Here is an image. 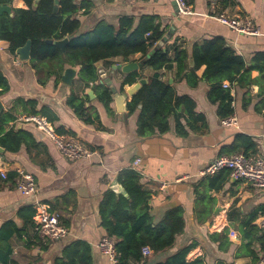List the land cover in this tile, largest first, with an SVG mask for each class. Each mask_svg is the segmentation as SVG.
Returning a JSON list of instances; mask_svg holds the SVG:
<instances>
[{
    "label": "crops",
    "instance_id": "crops-1",
    "mask_svg": "<svg viewBox=\"0 0 264 264\" xmlns=\"http://www.w3.org/2000/svg\"><path fill=\"white\" fill-rule=\"evenodd\" d=\"M90 7L87 13L81 8L75 17L80 20L78 33L90 30L98 21L104 20L116 25L121 16L134 18L137 22L142 15H153L161 24L163 37L157 46L165 50L170 57L174 56L173 47L186 50L183 73L189 72L191 48L195 42H201L214 36L222 37L225 44L241 56L246 65L259 52H264V0H190L194 14H181L173 0H142L127 3L123 0H76L79 5L84 2ZM12 8H26L22 0H13ZM223 13L228 16H241L249 19L259 30L258 35H247L232 31L211 17L212 14ZM140 54L130 56L128 61L138 63L136 70L146 81L154 74V70L141 63ZM119 57L99 60L95 63L100 78H109L110 84H95L115 88V94H124L123 111H118L111 91V110L96 100L94 88L84 87L79 77V66L73 67L76 72L71 84H65L61 75L45 78L44 84L39 82L38 74L30 60H21L17 54L8 50V43L0 40V73L8 81V90L0 94L2 111L11 110L16 119L8 127L24 129L30 132L38 147L17 152L0 149V170L15 172L17 169L32 175L37 189L33 194H22L13 184L0 177V231L13 229L12 235L5 240L10 253L7 264H53L60 257L62 249L68 242L82 239L91 247L92 264H111L106 255L97 248L103 235L100 226L99 203L105 190L124 193L117 181L118 173L125 168L136 169L141 174V183L152 192L150 207L154 221H158L164 212L172 207H180L183 212L184 229L176 236L174 244L147 257L151 262L164 260L176 250L191 242L186 260L201 257L204 264H259L242 253L240 227L247 216L258 210L256 223L264 218L260 208L264 207V191L229 177L218 190H210L198 201L195 192L196 184L204 176L200 170L215 156L231 154L238 134L249 136L256 144V153L264 157V79L258 70H252L251 85L230 87L233 113L229 117L234 123L224 124L219 118L217 104L207 99L209 84L198 80L192 85L183 73L178 75L176 64L171 69H160L159 79L174 86L177 95H187L195 102V112L204 117V125L197 131L185 126L187 134L178 135L175 131L173 117L168 119L169 130L165 133H154L140 137L136 134V118L138 112L127 114L126 102L130 97L124 93L126 84L121 83L127 74L113 69L116 63L124 64ZM58 71V68H54ZM204 66L195 71L201 77ZM261 86L262 91L259 89ZM92 90L94 97L85 100V94ZM73 93L84 99L86 111L76 116L67 104L68 96ZM15 100H34L36 107H48L57 117L51 128L61 127L65 134L77 136L92 151L88 158L69 160L53 144L44 131L35 122L25 120L26 109ZM86 119L88 121H86ZM195 127L201 125L199 120H189ZM140 161L135 164L134 161ZM210 199V200H209ZM28 205L35 208L46 206L60 214L67 234L60 240L44 242L37 237L33 226L24 225L18 211ZM205 207V208H202ZM34 224V220H33ZM227 229L230 244L226 249L219 248V242L211 240L209 234ZM234 232V236L230 234ZM260 234V233H258ZM225 247V245H223ZM258 250V243L254 244ZM2 255V252H0ZM259 255V251H258ZM129 264H143L129 262Z\"/></svg>",
    "mask_w": 264,
    "mask_h": 264
},
{
    "label": "trees",
    "instance_id": "trees-1",
    "mask_svg": "<svg viewBox=\"0 0 264 264\" xmlns=\"http://www.w3.org/2000/svg\"><path fill=\"white\" fill-rule=\"evenodd\" d=\"M13 0H0V5H10ZM26 8H12V15L0 14V40L8 43V50L12 54L30 41V62L38 74L41 84L45 78L60 75L65 64L78 65L79 77L84 87L94 88L96 100L110 111L112 104L111 91L108 87L95 84L99 79L95 63L99 60H108L119 57L128 61L130 56L140 54L143 64L150 66L155 72L135 94L126 102L127 114L138 112L136 118V134L140 137L154 133H165L169 130L168 119L174 118L175 131L178 135H186L187 130L181 123L184 118L186 126L192 131H197L204 125V117L195 112V102L187 95H177L173 85L159 79L160 69H171L176 64L177 74L184 71L185 60L188 59L186 50L173 47L172 59L167 52L156 43L163 37L161 24L153 15H142L135 22L134 18L121 16L117 24L107 21H98L90 30L78 33L80 20L75 17L79 9L87 13L90 5L85 1L79 5L76 0H58L57 10L54 12V0H22ZM190 0H186L189 5ZM67 36L68 42L62 51L49 40H58ZM190 60L192 66L187 73H183L192 85L198 80L209 84L207 99L217 104V115L223 119L233 113L232 96L230 87L236 83L238 86L251 85L252 70H258L260 78L264 79V52L257 53L250 65L237 55L235 51L225 44L222 37L214 36L201 42H195L191 48ZM204 66L200 78L195 71ZM54 68H58L56 71ZM139 75L133 71L126 75L121 83L132 84ZM229 86L224 87L223 82ZM8 81L0 73V94L8 90ZM259 89L262 91L261 86ZM85 94L84 99L89 100ZM84 99L71 93L66 104L73 109L76 116H82L86 111ZM91 99V98H90ZM26 109L27 115L44 117L47 122L57 120L56 115L45 106L36 107L34 100H15ZM264 102V97H263ZM16 119L11 110L0 112V148L5 151L17 152L21 146L26 149L38 147L32 134L24 129L8 127ZM189 120H199L201 125L195 127ZM86 121H88L86 119ZM54 131L65 134L61 127ZM242 153L245 156L256 154V144L247 135L238 134L234 141L231 154ZM16 172L9 171L6 181H14ZM229 178V171L222 169L212 176H204L196 184L197 200L204 203L203 198L210 190H218ZM141 174L136 169L125 168L117 175V181L122 186L124 193H115L111 189L103 192L99 203L100 226L106 235L116 238V264H129V262L143 264H204L201 257L186 260V256L195 243L191 242L182 246L164 260L151 262L142 254V249L148 247L156 253L170 248L176 236L184 229L183 212L180 207H172L164 212L158 221H154L151 213V190L144 186ZM14 182H12L13 184ZM210 200V199H209ZM205 208V207H202ZM50 211H54L51 209ZM258 210L250 213L243 226L239 229L245 242L241 245L242 253L253 260L259 259L258 251L264 252V229L256 223ZM264 213V207L260 208ZM35 208L25 206L18 211L24 225L33 226ZM13 233V229L0 231V264H7L10 249L5 240ZM260 233V234H258ZM211 240L219 242V248L226 249L230 244L227 238V229L213 232L208 235ZM258 243V250L254 244ZM225 245V247L223 246ZM53 264H92L91 247L82 239H75L62 249L60 257L54 259ZM216 264H225L222 261Z\"/></svg>",
    "mask_w": 264,
    "mask_h": 264
},
{
    "label": "built area",
    "instance_id": "built-area-1",
    "mask_svg": "<svg viewBox=\"0 0 264 264\" xmlns=\"http://www.w3.org/2000/svg\"><path fill=\"white\" fill-rule=\"evenodd\" d=\"M127 3H135L142 0H123ZM177 12L181 14H194L190 5L186 0H173ZM211 17L216 21L228 26L232 31L247 35H258L259 30L247 18L241 16H228L223 13L212 14ZM223 86H229L228 82H223ZM25 120H30L36 123L37 127L45 132L51 139L55 147L69 160H78L80 158H88L93 151L84 144L77 136L70 134H58L51 128L44 117L30 115L25 117ZM224 124L234 123L232 117L223 118ZM140 161L137 158L134 163ZM222 169L229 171V177L234 180L248 183L249 185L259 188L264 191V157L261 155L251 154L245 156L242 153L234 154H219L212 158L202 170L201 176H212ZM15 178V189L22 194H33L36 189V183L31 174L17 169ZM0 177L7 178V171L0 170ZM34 232L37 237L44 242H54L60 240L67 234V228L63 225L60 214L57 211H49L46 206H41L33 216ZM258 226L264 229V218L260 219ZM234 236V232L230 231ZM116 238L108 235H103L97 243L98 250L106 255L111 264H116L115 251ZM151 253L148 247L142 249V254L147 256ZM259 264H264V252L259 253Z\"/></svg>",
    "mask_w": 264,
    "mask_h": 264
},
{
    "label": "water",
    "instance_id": "water-1",
    "mask_svg": "<svg viewBox=\"0 0 264 264\" xmlns=\"http://www.w3.org/2000/svg\"><path fill=\"white\" fill-rule=\"evenodd\" d=\"M55 6L53 8V11L55 12L57 10V3L58 0H54ZM2 13H8L9 15H12L11 13V7L10 5H0V14ZM69 38L67 36H64L61 39L58 40H49L50 43H53L54 45L58 46L62 51H64V47L66 43L68 42ZM16 54L21 60H28L30 58V41H27L22 47H20L17 51ZM143 60L141 61V63ZM112 68L119 69L121 72L127 74L133 70H136L138 68V63L134 61H128L124 64L116 63L112 65ZM76 70L73 67H66L63 70V73L61 75V80L65 84H71L72 79L75 75ZM99 82L101 84H110V79L109 78H100L99 76ZM147 81L145 78H139L137 79L134 83L130 84L127 88H125L123 91L126 95H128L130 98L133 94L136 93V91ZM110 90L112 91L113 98L115 101V105L118 111H123V103L125 96L124 94H115V88L110 87ZM86 94L89 95V97L92 99L94 97V94L92 93V90H88ZM3 106L2 103L0 102V112L2 111ZM1 149V148H0Z\"/></svg>",
    "mask_w": 264,
    "mask_h": 264
}]
</instances>
